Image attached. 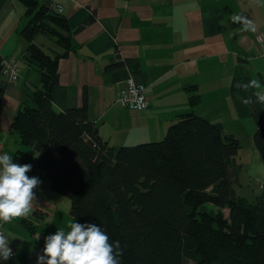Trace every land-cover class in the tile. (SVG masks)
I'll return each instance as SVG.
<instances>
[{"label":"trees","instance_id":"obj_1","mask_svg":"<svg viewBox=\"0 0 264 264\" xmlns=\"http://www.w3.org/2000/svg\"><path fill=\"white\" fill-rule=\"evenodd\" d=\"M19 1L28 19L20 33L28 43L24 59L37 68L39 86L9 130L25 148L13 161L31 164L27 175L42 182L35 192L47 187L65 196L76 223H94L119 240L121 264H264V201L250 203L233 191L238 138L191 110L176 117L163 140L115 148L89 119L85 93L81 106L56 112L58 65L77 45L65 16L40 0ZM38 35L61 51L46 53ZM121 65L118 59L106 70ZM186 90L192 108L200 97L196 86ZM253 120L254 149L264 158V116L255 111ZM21 224L35 235L32 222Z\"/></svg>","mask_w":264,"mask_h":264},{"label":"crops","instance_id":"obj_2","mask_svg":"<svg viewBox=\"0 0 264 264\" xmlns=\"http://www.w3.org/2000/svg\"><path fill=\"white\" fill-rule=\"evenodd\" d=\"M40 3L68 19L73 43L77 45L58 65V84L52 94L56 112L81 106L85 93L89 119L100 137L115 148L128 140L135 141L136 127L147 133L145 139L163 137L177 116L191 110L221 123L224 132L233 134L240 143L242 137L252 140L253 113L264 116V104H242L241 97L255 100L256 90L244 91L236 85L253 78L264 85V56L254 43L255 35L264 34V0ZM232 15L247 17L255 31H244L239 23H232ZM90 16L94 19L86 24ZM27 20L19 0H0V67L2 59L9 57L16 59L19 66L16 83L8 82L0 73V154L12 157L25 148L18 136L10 132V124L19 106L29 104L31 93L39 86L37 68L24 59L28 43L20 33ZM42 36H36L35 41ZM118 59L121 66L106 70L109 63ZM127 79L145 86L146 109L130 110L115 103ZM188 86H196L200 97L192 108ZM50 192L47 187L36 191L28 216L8 223L2 221L3 235L10 239L13 255L7 261L0 260V264H36L40 246L50 235V218L58 212L51 206L57 197ZM22 219L33 223L35 235L31 236L21 224Z\"/></svg>","mask_w":264,"mask_h":264},{"label":"clouds","instance_id":"obj_3","mask_svg":"<svg viewBox=\"0 0 264 264\" xmlns=\"http://www.w3.org/2000/svg\"><path fill=\"white\" fill-rule=\"evenodd\" d=\"M232 23H239L244 31H255L247 17L232 15ZM237 88L255 89L253 96L241 97V103L264 104V85L253 78L247 83H237ZM142 107V105H141ZM31 164L20 165L7 153L0 154V221L5 223L28 216L36 201V192L42 183L38 177L28 176ZM68 231L57 230L44 239L42 254H37L36 264H121L123 250L119 240L111 241L102 227L94 223L68 224ZM10 239L0 234V260L7 261L13 255Z\"/></svg>","mask_w":264,"mask_h":264},{"label":"rangeland","instance_id":"obj_4","mask_svg":"<svg viewBox=\"0 0 264 264\" xmlns=\"http://www.w3.org/2000/svg\"><path fill=\"white\" fill-rule=\"evenodd\" d=\"M43 37L44 36L40 38L38 37L36 43L42 46L46 53L54 55L55 52L61 51V48L55 43L53 39ZM141 128L142 127H136L135 129L137 138L140 137L141 139L138 140L136 138L135 141L128 140L125 145L133 146L144 142H155L163 140L165 136L164 134L163 137H155L153 134L154 136H147L145 139L147 133L143 132V129ZM123 134L125 135V132ZM240 140L242 147L239 150L236 158L241 166L238 170L236 182L233 186L234 195L237 197H244L250 203H255L257 198H260L264 201V158H262L254 149L252 140L250 141L249 138L246 137H242ZM50 193L57 197L56 200L52 201L51 206H54V208L58 210V212L55 214V218H50V235L55 234V232L60 229H63L67 232V226L73 220V217L70 214L71 203L65 196L58 195L54 192ZM51 206L50 209L52 208ZM206 208L214 209V206L207 204ZM186 264H191V262L186 261Z\"/></svg>","mask_w":264,"mask_h":264},{"label":"built area","instance_id":"obj_5","mask_svg":"<svg viewBox=\"0 0 264 264\" xmlns=\"http://www.w3.org/2000/svg\"><path fill=\"white\" fill-rule=\"evenodd\" d=\"M61 12L62 9L58 8ZM258 39L262 43V55L264 56V34H257ZM0 73L8 82L16 83L19 80L18 61L14 58H4L1 61ZM116 103L121 107L133 110H143L148 106L147 97L145 95V86L137 84L132 79H127L125 84L119 89L116 96ZM142 105V107H141ZM0 234H3L2 221H0Z\"/></svg>","mask_w":264,"mask_h":264},{"label":"bare ground","instance_id":"obj_6","mask_svg":"<svg viewBox=\"0 0 264 264\" xmlns=\"http://www.w3.org/2000/svg\"><path fill=\"white\" fill-rule=\"evenodd\" d=\"M254 43L257 45V47L259 48V50L262 51V43L258 39V36L257 35L254 36Z\"/></svg>","mask_w":264,"mask_h":264}]
</instances>
